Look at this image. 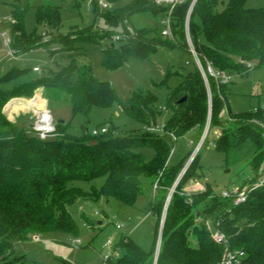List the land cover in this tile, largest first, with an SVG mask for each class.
Listing matches in <instances>:
<instances>
[{"label": "trees", "instance_id": "16d2710c", "mask_svg": "<svg viewBox=\"0 0 264 264\" xmlns=\"http://www.w3.org/2000/svg\"><path fill=\"white\" fill-rule=\"evenodd\" d=\"M107 1L113 7L103 9L100 17L111 28L121 25L127 29L126 23L137 13L161 14L158 27L132 28L131 36L120 39L119 45L107 44L102 52V66L107 70H116L130 61H148L161 47L191 55V69L167 97L166 136L154 130L119 133L114 128L93 136L88 126L83 127L82 135L75 136L68 132L67 123H55L54 136L42 140L30 125L14 124L7 119L3 109L10 100L31 99L36 91L44 89L49 105L52 102L67 105L73 117H88L94 107L108 109L118 103L130 119L149 126L154 124L157 114L156 96L138 87L125 104L110 82L97 79L88 66H80L75 58L57 74L49 73L15 85L9 84L24 76L26 70L17 66L6 72L0 70V264L25 259L14 255L15 241H28L35 235L76 233L78 227L69 212L75 201L113 198L133 206L144 192L141 178L154 175L158 178L154 188L158 195L151 207L156 219L154 246L144 251L133 238L123 237L117 246L121 254L109 257L106 264H219L224 248L214 242L211 231L214 228L226 237L231 249L245 251L243 264H264V188L251 190L244 203L234 205L232 199L216 194L206 183L205 191L185 192L190 180L201 178V151L180 179L185 164H166L173 150L168 141L170 135L179 139L198 129L201 136L208 118L206 88L185 31L194 0H184L172 11L174 39L162 36L161 21L168 14L167 7L154 4L153 0H132L125 5L123 0ZM98 6L99 1L94 9ZM26 14L27 8H15L10 25V45L18 53L20 50L30 53L48 45L42 43L41 36L27 35L23 24ZM60 14V6L54 0H43L37 23L56 29L61 23ZM95 30L93 25L74 26L66 36L55 37L51 42L58 45L60 52L80 50L79 45L99 44L106 39ZM189 35L201 64H209L215 71L243 76L264 67V7L247 8L246 0H196L189 17ZM32 72L36 73L33 69ZM174 73H166L163 85ZM212 82L213 102L218 101L213 106L210 128L217 127L221 109L215 87L218 85L224 91L228 86ZM182 94L187 99L180 103L177 98ZM29 105L41 106L37 101ZM233 115L236 120L224 126L214 145L223 155L227 171L240 165L242 171H250L251 186L264 172V109ZM143 147L155 151L152 161H146L139 151ZM100 178L104 182L97 189L95 182ZM81 181L92 182L91 190L80 189L77 183ZM89 224L92 228L93 224ZM192 237L197 247L191 245Z\"/></svg>", "mask_w": 264, "mask_h": 264}, {"label": "rangeland", "instance_id": "374dc122", "mask_svg": "<svg viewBox=\"0 0 264 264\" xmlns=\"http://www.w3.org/2000/svg\"><path fill=\"white\" fill-rule=\"evenodd\" d=\"M42 1L0 0V70L6 72L13 66L26 70L24 76L17 78L9 85L30 81L49 73L57 74L63 68L68 67L71 64V59L75 58L80 66H88L97 79L110 82L120 100L125 104L128 103L132 92L138 87L155 94L157 107L155 121L154 124L143 126L130 119L118 103L108 109L94 107L88 117L83 115L73 117L71 108L67 105L61 106L57 102H52L49 105L44 97V89L36 91L31 99L14 98L10 100L3 109L7 119L14 124L32 126L39 113L47 110L54 122L65 121L68 125V132L75 136L82 135L84 126H88L90 133L94 130L100 131L102 128H107L111 132V128H114L119 133L154 130L166 136L164 126L169 118L167 97L171 89L178 86L191 69V55L185 51L161 47L148 61H130L113 71L102 66V52L107 48L109 42L119 45L120 39L131 36L132 28L158 27L161 14L137 13L131 16L129 22L126 23L127 29L121 25L111 28L104 18L100 17L103 9L100 6L96 10L94 9V4L98 1L112 8L113 6L107 0H54L60 6L61 23L58 28L52 29L37 23V12ZM131 1L123 0L122 5L129 4ZM246 7L262 8L264 0H246ZM15 8H27V14L23 20L25 31L28 36H41L42 43L48 44L46 47H41L30 53H24L23 50L18 53L11 48L10 25L13 22ZM91 25L96 29V34L106 37L99 44L87 43L79 45L80 50L72 48L70 51L60 52L58 45L51 42L55 37L66 36L74 26L84 28ZM44 32L46 35L42 36ZM201 40L204 41L203 37ZM193 60L196 63V58L193 57ZM198 61L202 68H199L197 63L196 65L200 70L208 96L207 125V123L211 124L213 106L218 101L213 102V91H211L212 81H216L208 73L207 64H201L199 57ZM36 67L39 68V72L33 73L32 69ZM168 71L177 73H174L167 84L163 85ZM226 74L229 77L227 89L222 91L218 85L215 87V96L219 99L221 109L219 108L217 127L210 128L207 139L200 150L201 178L190 180L185 186V192L205 191L206 184L218 195L233 189L247 190L250 187L248 185V181L252 179L250 171H242L243 166L241 165L227 171L223 155L216 149L214 142L219 138L224 126H229L236 120L237 117L233 114L248 113L259 108L264 109V67L251 70L243 76H239L235 72H226ZM74 77L76 79L77 74ZM183 99H187L183 94L177 98L179 101ZM32 101L39 102L41 106H30ZM199 135L198 129H192L182 138H176L178 139L176 145L173 139H168L174 151L172 155H169L166 164L175 166L180 162L185 164L179 179L190 166L191 160L189 158L187 161L186 158L196 146ZM139 151L144 155L146 161H152L155 156V151L150 147H143ZM157 180L156 175L141 178L144 192L133 206L113 198L109 200L101 198L94 202L75 201L69 207V212L78 231L76 233L60 232L43 236L35 235L28 241H15L13 243L14 255L25 259L17 260V263L14 264H105L108 256L113 255L116 258L121 254V251L116 247L123 237L133 238L144 251H149L157 238L156 219L151 213L154 197L158 195V191L154 190ZM103 182L104 178L96 180L95 187L100 189ZM177 184L178 181L171 191L174 192ZM77 186L82 190L90 191L93 183L81 181L77 183ZM89 222L93 224L92 228ZM99 223L101 224L99 225ZM162 224L161 221V228ZM117 225L122 226V229H117ZM159 231L161 233V229H158ZM211 231L212 234L218 232L215 228ZM108 240L112 242L110 248L105 246ZM78 241L80 243H77ZM190 241L193 247H197L195 238L192 237ZM158 242L160 243V236L157 244Z\"/></svg>", "mask_w": 264, "mask_h": 264}, {"label": "built area", "instance_id": "2783aa9c", "mask_svg": "<svg viewBox=\"0 0 264 264\" xmlns=\"http://www.w3.org/2000/svg\"><path fill=\"white\" fill-rule=\"evenodd\" d=\"M154 3L158 6H163V7H167L168 10V14L167 16H165L162 21H161V26H162V36L164 38L167 39H174L173 34H172V11L174 10V8L177 5H181L184 0H153ZM196 2V0L193 1V4L191 6L189 15H188V19L186 21V25H185V31H186V37H187V42L189 44L190 47V51L193 55L194 58H196V63L197 65H199V68H202V66H200V63L198 61V56L196 54V52L194 51L193 45L191 43V39L189 37V17H190V13L192 11V8L194 6V3ZM99 6L102 9H108V5L102 3L101 1H99ZM207 71L209 74H211V76H213L216 80V82L220 85H228L229 83V77L227 76L226 72H219V71H215L213 70V68L207 64ZM34 72H39V68H33ZM47 111V110H46ZM48 113V114H46ZM46 113H43L42 111L39 113L38 118L35 120V124L31 126L32 130L34 131V133L42 140H46L49 139L51 137L54 136L55 131H56V127H55V122L53 121V118L51 117L50 113L47 111ZM262 128L264 129V125H262ZM210 130V123H207L200 140L197 142L193 154L190 158L191 162L194 158L195 155L198 154V152L202 149L208 133ZM108 132L107 128H102L100 131L98 130H94L92 132L93 136H99L101 134H105ZM171 139L174 140V144L176 145L177 139L174 135H170ZM174 149L171 152V155L173 153ZM190 162V163H191ZM189 163V165H190ZM188 168V167H187ZM157 186H155L156 189ZM264 188V172L261 174V176L256 180L255 183H253L247 190H241V189H233L230 191H226L223 194H221V196L225 199H232L234 202V205H239L242 204L246 201L248 193L253 190V189H262ZM168 201L166 202V207L165 210L167 208L168 205ZM165 213L163 215V218H165ZM210 227V226H209ZM117 229H122V226L117 225L116 226ZM211 228V227H210ZM212 238L214 240V242L220 246H222L224 248V253L222 256L221 261L219 262V264H243L244 258L246 257V253L245 251L241 250V249H231L228 246V241L226 239V237L220 233V232H215L212 234ZM77 243H80L79 241ZM111 240H108L107 243L105 244L106 247L110 248L111 247ZM159 247L157 249V256H158V252H159ZM116 249H118L116 247ZM113 255H110L106 258V261L108 260L109 257H112ZM105 261V264H106Z\"/></svg>", "mask_w": 264, "mask_h": 264}, {"label": "water", "instance_id": "95a60500", "mask_svg": "<svg viewBox=\"0 0 264 264\" xmlns=\"http://www.w3.org/2000/svg\"><path fill=\"white\" fill-rule=\"evenodd\" d=\"M184 101H185V99L181 100L180 103H182V102H184ZM55 123H58V124H62V125H63V124H65V121H63V120H57ZM172 192H173V190H172ZM170 199H171V194L169 195L167 201L169 202ZM100 224H101V223H99V225H100Z\"/></svg>", "mask_w": 264, "mask_h": 264}, {"label": "crops", "instance_id": "0c3cea01", "mask_svg": "<svg viewBox=\"0 0 264 264\" xmlns=\"http://www.w3.org/2000/svg\"><path fill=\"white\" fill-rule=\"evenodd\" d=\"M200 138H201V136L199 135L198 141L200 140ZM198 141H197V142H198ZM200 192H201V191H200ZM117 248H118V247H117ZM118 250H119V249H118Z\"/></svg>", "mask_w": 264, "mask_h": 264}, {"label": "bare ground", "instance_id": "6f19581e", "mask_svg": "<svg viewBox=\"0 0 264 264\" xmlns=\"http://www.w3.org/2000/svg\"><path fill=\"white\" fill-rule=\"evenodd\" d=\"M47 111H45V112H43V113H46ZM37 114V113H36ZM46 114H48V113H46Z\"/></svg>", "mask_w": 264, "mask_h": 264}]
</instances>
